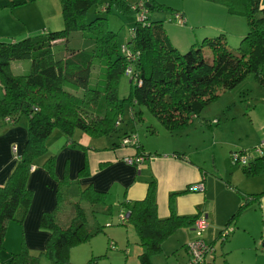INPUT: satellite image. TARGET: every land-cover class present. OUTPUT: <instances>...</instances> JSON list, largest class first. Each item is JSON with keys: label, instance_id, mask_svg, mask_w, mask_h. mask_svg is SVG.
Returning a JSON list of instances; mask_svg holds the SVG:
<instances>
[{"label": "trees", "instance_id": "trees-1", "mask_svg": "<svg viewBox=\"0 0 264 264\" xmlns=\"http://www.w3.org/2000/svg\"><path fill=\"white\" fill-rule=\"evenodd\" d=\"M32 1L0 0V10H11L18 4ZM206 1L223 6L230 15L245 18L247 31L235 51L227 43L226 35L219 33L181 52L163 26L164 21L176 20V10L158 0H139L135 5L128 0H60L62 29L0 40V122L7 125L22 116L28 120L27 139L16 167L5 184L0 185V251L4 249L7 224L15 221L21 225L30 207L32 190L27 182L32 166L42 160L41 166L58 181L55 206L43 212L39 220L40 228L50 233L44 249L32 253L21 239L20 248L11 254L7 264H40L44 256L52 264H97L94 258L87 262H71L68 250L101 232L103 227L99 224L90 228L89 218L111 215L112 206L106 202L105 193L92 185L80 188L66 175L58 180L56 157L48 152L46 141L58 130L72 147L87 149L74 138L76 130L95 138L117 132L123 113L118 86L121 75L126 74V67L132 68L127 99L132 115L140 113L133 111L134 105L146 106L169 133L186 128L221 91L234 89L246 77L253 75L264 85V6L261 0ZM91 7L97 14L88 20L87 12ZM141 10L148 11L144 20H138ZM150 10L169 11L172 16L167 20H152ZM113 12L135 17L132 35L122 46L117 41V32L108 26L107 14ZM74 31L80 32L85 45L67 46ZM204 47L211 50L210 61L204 55ZM126 51L134 57H128ZM24 59L30 62L29 72L13 73L12 64ZM130 134L135 133L125 130L120 137ZM259 144L231 151L232 160L245 175H255L264 169V147L258 152ZM134 148L136 154L149 156L139 142ZM236 153L239 157L246 156L244 164L239 158L234 159ZM253 154L260 156L252 159ZM174 156L183 155L175 153ZM80 175H87L85 167ZM262 194L264 190L244 196L245 203L257 200ZM174 195L169 197L171 213L165 218L157 214L154 180L149 182L143 199L120 203L138 235L139 264H153L155 255L165 254L164 241L178 229L192 227L198 217L177 215L173 210ZM84 200L90 206L89 212L80 203ZM237 212L228 224L235 220ZM214 253L215 249L212 256Z\"/></svg>", "mask_w": 264, "mask_h": 264}, {"label": "crops", "instance_id": "crops-1", "mask_svg": "<svg viewBox=\"0 0 264 264\" xmlns=\"http://www.w3.org/2000/svg\"><path fill=\"white\" fill-rule=\"evenodd\" d=\"M173 9L184 16L185 23L182 25L188 23L197 25L185 9ZM200 10L202 11V9ZM216 12L217 9L215 8L210 11L211 15ZM0 16L5 19V24H2L4 30H7L9 26L13 31L15 20L21 23L12 14V10L1 9ZM176 21L172 18L163 22L166 33L178 49L183 45L189 47L193 39L186 38L181 41L166 27L168 23ZM198 22L200 21L198 20ZM53 24L51 23L39 32L60 27V25ZM203 29L204 36L226 33L224 26L217 23L211 26L205 25ZM243 33L232 39V43L233 41L238 43L237 40L243 36ZM5 37H10L7 32L0 33V39ZM196 39H198L197 36ZM1 93L2 88L0 86V97ZM21 118L7 125H2L0 122V185L5 184L16 167L27 139L28 121ZM261 131L262 133L258 134L257 141L264 138V128ZM135 134L138 137L139 133L135 132ZM74 138L87 149L72 147L58 130H55L46 141L48 152L56 157L55 172L58 180H62L66 175L68 180L76 181L80 188L92 185L94 189L104 192L106 202L108 200L112 206V213L116 209V213L121 220H127L128 213L122 209L120 203L122 201L143 199L149 182L154 180L157 214L160 218L170 215L169 197L171 194H175L172 202L173 210L177 215H198V217L203 216L206 218L208 227L205 229L206 231L204 230L203 235L207 230L215 233L224 223L233 227L224 243H221L222 250L220 251H217L215 241H207L204 238L215 249L214 255L208 257L207 264H217L218 254H220L219 258L222 264H264V253L258 252L259 246L264 247V235H253L250 224H247L249 223L248 219L255 223L258 219L262 223L261 227H264V194L259 196L257 200H252L247 204L244 198L246 195H253L264 190V169H261L255 175H245L241 169L230 167V163L227 164L228 167L225 164L220 165L215 157V152L212 153L213 161L210 163L205 160L203 154L198 150L199 148H193L190 144L186 150L185 147L176 143L178 139L172 140L170 148L155 150L154 153L150 154V152H146L149 148L145 149L138 138L139 144L149 156L139 165H131L126 163L125 157L135 155L136 149L122 147L119 144L121 137H119L118 142L111 143L112 139H108V136L95 138L86 133L75 132ZM115 143H118L119 146H116ZM174 146L176 147L173 148ZM175 153H181L183 156H174ZM41 162L42 160H39L37 164L33 165L34 169L30 170L27 186L32 190V201L23 223L20 225L15 221H10L6 226L3 256H0V264L9 262L11 254L20 248L21 239H24L30 252L37 253L44 249L50 235L48 231L40 228L39 220L43 212L50 211L55 206L58 181L50 177L48 172L41 166ZM84 167L87 175H80V171ZM196 183H201L203 190H187V187ZM75 191L72 190L73 193ZM84 208L89 212L88 202H86ZM235 212H237L235 220L228 224L230 217ZM244 216H247L248 219L246 217V220H242L245 218ZM221 222L223 223L221 224ZM105 224L110 226L113 222L107 220ZM186 228L193 231L190 233L189 239H194L193 227ZM109 230V235H119L120 232L118 231H121L119 228L118 231L112 228ZM182 230L178 229L175 232L179 231L178 234L181 235V232H184ZM167 240L163 244H166Z\"/></svg>", "mask_w": 264, "mask_h": 264}, {"label": "rangeland", "instance_id": "rangeland-1", "mask_svg": "<svg viewBox=\"0 0 264 264\" xmlns=\"http://www.w3.org/2000/svg\"><path fill=\"white\" fill-rule=\"evenodd\" d=\"M128 1L130 4L135 5L139 0ZM159 1L176 9H185L194 23H197V25H190L189 23L182 25L176 21L168 23L166 26L169 32H172L173 35L181 41H184L186 38L190 40L193 39V42L190 43L189 46L201 43L205 38L213 37L211 35L204 36L202 33V30H204L203 26H211L217 23L224 26L226 31L224 35H226L227 43L230 45L231 50L235 51L240 39L237 40L238 43L234 41L232 43L231 40L239 36L240 33L242 34L245 32V30L247 31L246 20L243 16L230 15L225 8L219 4L208 3L206 0ZM261 4L264 5V0H261ZM214 8L217 9V12L211 15L210 11ZM200 9H202V11ZM11 10L12 14L20 20L21 23L15 20L13 31L9 26L7 30H4L2 24H5V19L0 16V33L7 32L8 36H10L1 38L0 40L21 39L26 36H32L51 23H54L53 25H60L58 29L63 28L60 0H34L29 3L18 4ZM145 12L148 13L146 10ZM149 13L152 20H164L172 16V13L169 11L150 10ZM176 13L183 16L180 12ZM96 14L95 8L91 7L87 12V19L93 18ZM141 14L143 13H138V18L141 17ZM107 15L108 26L111 30L117 32V41L119 46H122L132 35L131 30L134 29L135 17L132 14H120L116 12ZM198 20L200 22H198ZM196 36L198 39L195 40ZM83 41L84 39L80 36V32L74 31L70 35L67 46L69 48H77V46L85 45ZM61 45L64 46V44ZM186 46L183 45V47H180L181 52H186L187 49L190 48ZM57 48L60 50V45ZM204 55L208 61L211 60L212 54L208 47H204ZM11 70L15 74H26L30 70V62L25 59L17 60L12 64ZM129 80L130 77L128 74H122L120 77L118 97L121 104H123V113L117 132L108 136V139H112L111 143L118 142L119 137L123 135L125 130H133L134 133H139L138 138L145 149L149 148L146 152L152 154L155 150L170 148L172 146V140L178 139L176 143L185 147L186 150L190 144L193 148H199L198 150L203 154L205 160L210 163L213 161L212 153L215 152V157L220 165L225 164L228 167L230 163V167L232 166L240 169V166L232 160L231 151L250 149L264 141V138L257 141L258 134H261V129L264 128V85H261L253 75L246 77L234 89L221 91L217 98L203 108L201 113L191 124L175 133L167 132L146 106L134 105L133 111H140V113H135L134 116L132 115L131 105L127 100L130 93ZM21 119L27 120V117L22 116ZM75 132L79 131L76 130ZM258 156L253 154L252 159ZM146 159L147 157H145V160ZM32 167L33 168L30 170L34 169V166ZM80 203L82 206L86 205L85 200L80 201ZM107 203H109L108 200ZM244 217L245 218L242 220H246L247 216ZM107 220H112L113 224L106 226L105 221ZM248 221L249 223L247 224H250L252 229L251 233L253 235H264V233H262L264 232V227H261V221L258 219L256 223L251 222L250 219H248ZM121 222L123 223L121 224ZM222 223L223 222H221V224ZM98 224L103 227L101 232L95 234L85 242L76 243L69 247V259L71 262H87L89 259L94 258L97 264H139L138 254L140 252V246L137 243L138 235L128 220H121L115 209L111 215L106 216L99 214L96 218L92 216L89 218L88 225L90 228L94 229ZM226 224H222L220 229L222 230L230 226ZM111 228L115 229V231H118V228L121 229V231H118L120 234L109 235V229ZM182 229L184 232H181V235L178 234L180 233L179 231L175 232L174 235L168 238L169 240L166 239V244H163L164 252H166L168 256L163 253L155 255L153 264L186 263L188 253L185 249V244L191 241L189 235L193 231L188 228ZM220 229L215 233L207 230L203 235L207 241H215L214 244L217 251L222 250L221 243H224L217 236ZM2 251L3 249L0 251L1 257L3 256ZM173 251L175 252L174 254L172 253ZM258 252L264 253V247L259 246ZM219 256L220 254L217 255V264H222ZM40 259V264H52L45 256Z\"/></svg>", "mask_w": 264, "mask_h": 264}, {"label": "built area", "instance_id": "built-area-1", "mask_svg": "<svg viewBox=\"0 0 264 264\" xmlns=\"http://www.w3.org/2000/svg\"><path fill=\"white\" fill-rule=\"evenodd\" d=\"M139 9H142L141 4H139ZM140 12L143 13L144 15L146 13L145 10H141ZM143 14H141V17L138 18V20L145 19ZM175 18L178 23L180 24L184 23V18L179 13H176ZM126 55L128 57H134V55L131 54L129 51H126ZM125 73L131 76L132 68L130 66L126 67ZM137 143H138V138L135 134L127 135L121 139L122 147H133L134 148ZM262 147H264V141H262L257 146V151L261 152ZM237 158H239V161L242 164L246 162V156L239 157L238 154L236 153L234 154V159L236 160ZM144 160H145V157L141 154H135L130 157H125L126 163L131 164V165H139L140 163L144 162ZM188 189L191 191H197V190L201 191L203 190V185L201 183H196V184L190 185ZM192 227L195 232V238L186 244L189 259L187 263L185 264H207L208 257L212 256V253L214 252V247L210 243H207L203 237V232L208 227L206 218L203 216L196 218ZM232 230H233V227L231 226H227L223 228L219 233L220 239L225 240L227 236L232 232Z\"/></svg>", "mask_w": 264, "mask_h": 264}, {"label": "clouds", "instance_id": "clouds-1", "mask_svg": "<svg viewBox=\"0 0 264 264\" xmlns=\"http://www.w3.org/2000/svg\"><path fill=\"white\" fill-rule=\"evenodd\" d=\"M126 217V216H125Z\"/></svg>", "mask_w": 264, "mask_h": 264}]
</instances>
